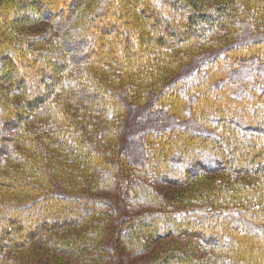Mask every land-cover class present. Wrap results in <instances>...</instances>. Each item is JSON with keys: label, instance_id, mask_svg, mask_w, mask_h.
<instances>
[{"label": "trees", "instance_id": "obj_1", "mask_svg": "<svg viewBox=\"0 0 264 264\" xmlns=\"http://www.w3.org/2000/svg\"><path fill=\"white\" fill-rule=\"evenodd\" d=\"M116 1L0 0V264H264V33L222 39L264 31V0ZM126 101L191 126L133 163Z\"/></svg>", "mask_w": 264, "mask_h": 264}, {"label": "rangeland", "instance_id": "obj_2", "mask_svg": "<svg viewBox=\"0 0 264 264\" xmlns=\"http://www.w3.org/2000/svg\"><path fill=\"white\" fill-rule=\"evenodd\" d=\"M117 4H123L124 0H117ZM249 6L247 5V8L245 9L244 14L249 15ZM241 11V10H238ZM3 13L2 10H0V15ZM21 15V12H17L16 16L19 17ZM247 18H245V21ZM232 28V27H231ZM32 35L36 36H44V35H57L55 31L51 29V25H49L46 21H41L37 24H34L30 27ZM113 30V29H111ZM110 30V31H111ZM238 30L237 35V41H247L254 39L258 37L261 33H264V31L256 30L255 28H252L250 25H246L244 28L243 26H239V28H235L232 30L230 28H227L228 35H223L222 39L227 40V36H231L232 33ZM231 37H229L230 39ZM233 38V37H232ZM49 40H47L44 44H46ZM227 44L223 45L225 47ZM131 48H134L131 46ZM216 50H211L210 48H200L198 49L195 54L193 55V58L185 64V67L182 69V71L179 73V76L182 77H188L192 74H194L197 69L199 68L200 64L207 60L208 58L212 57L214 54H216ZM253 68V64L251 62H247L244 66V69L240 71L241 73L246 74L248 70ZM238 73V72H237ZM239 74V73H238ZM126 105V112L123 116V128L121 130V147L123 148L124 152L128 155V158L133 163H140L142 161L143 157V147H142V135L144 132L150 131V130H157L164 127H170L174 126L176 124L182 125V126H191V123L188 121H179L174 116L166 114L163 111H160L158 109L152 108V103L148 102L146 104H136L129 101L125 102ZM100 128H98L97 132ZM159 191L161 192L162 196H165L167 200L173 204V200L180 197L184 192L185 188L182 187H174V186H160ZM123 214H118L117 219L121 218ZM116 218H113L114 221ZM108 228V234L109 238L111 239L110 234H112V231L109 227ZM112 228V227H111ZM155 246V245H154ZM36 251L37 248H34ZM122 248H120L121 250ZM118 249V251H120ZM152 249L145 254L133 256L131 253H127V260L125 264H143L149 257L152 255ZM39 264H45L46 259L39 257ZM28 264V263H27ZM32 264V263H29Z\"/></svg>", "mask_w": 264, "mask_h": 264}]
</instances>
